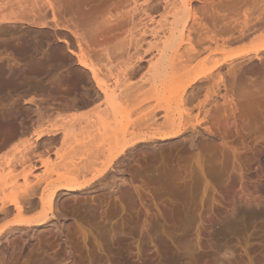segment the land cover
Listing matches in <instances>:
<instances>
[{
    "label": "rangeland",
    "instance_id": "1",
    "mask_svg": "<svg viewBox=\"0 0 264 264\" xmlns=\"http://www.w3.org/2000/svg\"><path fill=\"white\" fill-rule=\"evenodd\" d=\"M37 1L0 0V16L22 17L24 7ZM152 1L157 3L159 0H138L136 4L134 1L129 5L130 9L138 7V14L136 12L134 17L139 23V30L123 34V39L120 37L122 40L117 47L122 49L120 55L113 59V56L107 55L109 62L102 65L94 56L87 54L91 57V62L99 67V75L105 78L112 88L118 90V99L124 95L122 98L126 100L125 96L131 94V87L135 83L144 86L145 90L148 89L146 69L142 72L144 75L136 78H132L128 71L132 54L137 51L145 53L144 64L147 65L149 59L156 60L158 52L154 45L168 35L164 32L166 24L172 20L170 16L163 18L162 10H149L150 14H146L145 9H148V4ZM213 1L214 8L226 9L227 16L238 20L235 22V28L225 34L230 38L237 36L238 31L242 29L243 12L246 9H251L253 20L264 17V0ZM219 4L222 6L219 7ZM124 5L122 4V7ZM193 5L199 7L197 1H194ZM226 20L229 19H225V22ZM203 21L211 31L218 27L211 18ZM2 23L7 31L0 33L1 42L8 41L11 45L13 41L19 42L15 39L18 34L31 31L39 36L44 47L51 43L57 46L61 66L52 71L46 66L39 69H20L19 72L22 73L18 78L16 74L13 80H10L12 82L0 88V106L1 97L5 96L2 91L10 89V95H14L19 83L33 80V76L44 80H61L63 75L60 71L66 63L63 54L67 48L64 43L59 42L54 33L57 31L59 37H63V30L51 26V14L46 27L16 21L15 28L14 24L5 21ZM143 23H148L149 29H158L159 33L143 34ZM191 23L195 41L199 27L192 20ZM248 34L250 36L245 42L228 46L226 52L248 51L245 56L256 54L255 50L264 45V33L250 31ZM68 39L72 49L80 48L73 44V41H76L73 36H68ZM105 40L108 44H115L118 39ZM92 43L98 47L102 42L98 40ZM182 44L181 48L184 50V43ZM147 50L148 52H145ZM206 54L200 59H204ZM218 55L197 65L189 78L216 70L215 59L221 57ZM260 55L262 60L254 58L252 62H246L240 58L236 63L238 65L243 62L245 67L252 66L261 70L264 67V52H260ZM228 69L229 66L226 65L222 72L225 73ZM68 75L70 76L65 78L66 82L72 84L78 80L90 88L91 96H94L95 81L87 74V70L85 73L80 69H71ZM186 82V79L181 81ZM204 94L202 92L196 101L188 103V112L182 109L183 115L188 113L187 116H182L183 120L187 118L183 134L168 140L157 138L160 132L166 133L173 129L171 125L164 123L162 109L152 121V115H145L149 106L146 103L138 111L130 107L132 113L123 120L120 118L121 122H124L120 125L113 119L111 106L107 104L106 107L104 102L99 103L106 108V116H110L112 124L117 125V132H127V136L132 133L138 136L139 133L138 137L148 139L130 147L128 155L120 157L115 172L114 169L111 170L109 177L96 179L77 192L58 191L52 210L48 205V197L37 208L24 210L22 216L26 219H35L46 214L49 220L44 226H37L33 221L14 223L19 213L11 203L16 201L24 204L21 190L26 183L22 173L26 166L28 170L31 164L29 158L25 157L26 153L22 154L23 150L26 151L23 148L25 145L19 147L21 150L17 149L12 157L3 158L0 161L1 168L4 167V170L8 171L7 161L10 160L11 169L14 166L13 171H18L14 172L18 176V188L17 191L12 187L8 188V191L6 189V194L10 197L5 207L10 211L7 216H0V264H264V92L249 100L235 97L236 101H225L221 96L215 97L207 115L206 112L201 114L198 107L199 101L204 99ZM165 99L161 101L163 108L168 104ZM168 100L172 102L173 99ZM101 114L102 110L96 105L86 117L78 116L75 122L72 119L74 125L69 121L73 126L72 132L69 133L67 131L70 126L68 121L65 122L68 126L64 130V150L56 151L54 160L50 154L48 156L52 163L55 161L54 163L60 166L54 165L56 170L57 167L60 168L58 173L62 170L61 173L68 174L67 178L79 182H89L93 178V172H76L78 168L73 163L81 159L74 157L77 160L72 161L70 156L73 154V147H86V141L90 139L87 135L98 134V115ZM178 115L179 113H176L175 117ZM214 116L216 118H213ZM199 118L203 120L202 124L198 123ZM138 119L143 120L140 127L135 126ZM46 132H52V128L42 132V135ZM75 139L78 141L75 142ZM20 157L22 161L23 158L28 161L22 163L19 161ZM34 164L39 165L32 163L31 166ZM43 168L37 166L33 170L29 176L31 183L36 181L37 175L43 173ZM54 175L51 176L52 179L57 177ZM46 182L41 184L38 190L40 193L37 191L39 194L37 193L36 197L41 195ZM0 196L3 195L0 193Z\"/></svg>",
    "mask_w": 264,
    "mask_h": 264
},
{
    "label": "bare ground",
    "instance_id": "2",
    "mask_svg": "<svg viewBox=\"0 0 264 264\" xmlns=\"http://www.w3.org/2000/svg\"><path fill=\"white\" fill-rule=\"evenodd\" d=\"M134 1L136 4V1L138 0H39V2L37 1L24 7L22 17L0 16V33H6L7 28L5 24L2 23L4 21L8 24H14L15 28H17V23H15L16 21L24 22L25 24L31 26L46 27L48 26L47 20L49 14H51V26L55 29L59 28L60 30H63V33L61 32L63 37H59V33L57 31L54 32L59 42L64 43L69 51L73 55L77 56L80 66L92 73V77L98 89L96 99L98 98V100H101L97 103L93 100V103L102 110V114L98 115L100 124L98 134L95 136V133L90 134L94 137L87 135L90 139L86 141V147H81L80 149L75 147L79 151L73 147V154L71 153L72 155L70 156V158L72 157L73 159L72 161L81 159V161L77 160L73 163L75 167L78 168L76 172H93V178H91L89 182L73 181V179L70 180L67 178L68 174L66 175L65 172L61 173L62 170L58 173L57 170L60 166L56 165L57 163L55 164V161L52 163L48 156L47 158L43 156V158H40L41 164L44 167L43 173L37 175L36 181L31 183L29 176H31L33 170L37 168L35 164L31 166V162L28 166V170L26 169L27 166L26 168L23 167L26 169H24L22 173L26 186L23 190H21L23 193L24 204L16 201H9L12 202L11 204L15 206L19 213L18 217L14 220V223L20 224L26 221H33L37 226L47 225L49 219L46 214L40 215V217L38 216L35 219H26L22 216L24 210L37 208L40 204L44 203L45 198L47 197L49 198V208L52 210L54 197L58 191H65L68 193L77 192L83 190L90 184V182H93L96 179H105L109 177L111 170L114 169L115 172V167L118 165L117 161L120 160V157H126L128 155L130 147H133L145 140L147 141L148 137H138L140 135L139 133L138 136L134 135L135 133L127 136V132H117V125L112 124L113 122H111V118H109L110 116H106L107 111L106 108L102 106V102H104L106 107L107 104L111 106L114 116L112 117L113 119L115 118L116 123L120 125H123L124 123H122L121 120H123L126 116L128 117L129 114L132 113V109H130V107H133L134 111H138L139 109H142V105L146 103L149 105L148 109L151 107L149 112L148 109L146 110L147 113L145 114L152 115L150 120H155L154 118H156L157 113L162 109L164 112V123L171 125L173 129L166 133L158 132L159 134L157 138L160 140H168L183 134L185 129L184 122L187 118L183 120L182 116H187L188 113L185 112L186 114L183 115L182 113L184 112L182 109L186 110L188 103L196 101L202 92L205 93L204 99L199 101L198 107L200 113L202 112L205 114L206 112L205 115H207L209 106L212 104L215 97L221 96L225 101H228L229 99L234 101L235 97H237V99L244 98L249 100L250 98L258 96L260 93L264 92V67L260 70L252 66L245 67L243 62L242 64L238 63V65L236 63L237 59L240 58H242V60L245 59L246 62H252L254 58L262 60L260 52H264V45L256 49V54L254 55L245 56L248 51L226 52V49L232 44L245 42L250 36V34H248L250 31L253 33H264V17H260V19L255 18V20H253L250 11L251 9H246L243 12V23L241 22L243 24L242 29L238 31L239 34L237 36H232V38H230L229 36H225V34L235 28V22H238V20L227 16L228 14L226 13V9L221 10L217 8V10L214 8L213 0H175L174 2L171 0H159L157 3H153L152 1L148 4V9H145L147 12L146 14H150L149 10L157 12L162 10L161 15L163 18H168V16H170L172 20L166 24L167 32H164V30L162 31L165 34L168 33V35L165 36L164 39H159L161 43L159 42L154 45L158 52L157 57L155 58L156 60L151 61L149 59L147 62L148 64L145 65V53L137 51L135 54H132L131 63L128 69L132 78L141 76L144 73L143 71L146 69L145 74L148 77V89L145 90L144 86H141L139 83H135L131 87V94L129 96H125L126 100L122 98L124 95L118 99V90L112 88L108 84V81L99 75V67L91 62V57L87 55L84 49L96 48L97 46L92 42L98 40L99 42H102L98 47L104 49H116L119 47L120 41L124 38L121 37L123 34H128V32L133 33L134 31L139 30V23L134 17L136 12L138 14V7L135 6L134 8L131 7L132 9L129 8V5L131 6V3ZM194 1L199 3V7H194ZM122 4H125L124 7H122ZM221 6L222 4H219V7ZM140 8L141 6L139 9ZM210 9L213 10L210 11ZM210 18L214 25L218 26L216 30L214 29L211 31V28L203 21V19ZM225 19L229 20H226L225 22ZM191 20L199 27L198 38L195 41L191 32V28H193V26L190 27ZM151 21H153V18H151ZM147 24L148 23L142 24L144 28L143 34L151 33L157 35L159 33L156 28L149 29ZM188 30L189 32L187 33ZM68 36H73L76 39V43L81 50L80 53H77L71 48V42L69 41ZM38 37V35H34L30 31L26 34H18L15 39H18L19 42L13 41L11 45L8 41H0L1 89L8 82H12L10 80H13L16 74L18 78L22 73L19 72V70L22 68V70L29 67L39 69L46 66L48 70H51L52 65H55V67H53L54 69H58V67L61 66L57 46H54L53 43H51L48 47H44ZM120 37L122 39H120ZM106 38L118 40L115 44H108L105 40ZM182 43H184V50H182L183 47L181 48ZM145 52H148V50ZM205 53H207L205 58L200 59V57ZM217 54L221 57L215 59L216 70L208 74L206 73L204 75L189 78L190 74L196 69L197 65L203 64ZM116 55H120V53H112L111 56ZM226 65L229 66V69L224 73L222 70ZM32 78L38 81L42 80V78L38 76H33ZM185 79L187 82L181 83V81ZM118 82L119 81L117 80V83ZM2 93L5 94V96H10L11 90L5 89ZM101 98H103V101ZM168 98L171 100L173 99L172 102L169 101ZM163 99L168 102L165 108L161 105V101ZM88 102H86L87 105H90L91 102L89 104ZM99 103L102 104L100 105ZM186 111L188 112V110ZM176 113H179L177 117L181 116L182 118L175 117ZM77 118L78 115L73 114L69 121L71 122L73 119L75 122V119ZM213 118H216V116ZM83 119L85 120V118ZM201 120L199 118V124L201 123ZM69 121L68 125L70 126V129L67 131L68 133L72 132L71 126L74 125V122H71V125ZM142 121L138 119L135 126H142ZM64 128V130H66L67 127ZM75 128L76 126L74 129ZM42 132L43 131H36L35 134L39 138L42 136ZM65 133L66 132L64 131V134ZM74 134L75 133H73V137ZM77 141L78 140L75 142ZM26 143V145L22 144L25 145L23 148L27 149V146H29L31 149L30 145H28V143L32 144L31 141H27ZM17 149H19V147ZM25 152L23 150L22 154H25ZM25 157L28 158L27 155H25ZM23 159V161H28L26 158ZM9 161H7V166L9 167L8 171H5L4 167L1 168L0 165V193L3 195L2 197L0 196V202L2 203L0 216H7L10 211L9 208L5 207L6 201H8L10 197L6 194V189L8 191V188L12 187L15 191H17L16 189L18 188H16V185L18 184V182L16 183V181H18V176L16 175L17 173H14L18 171H13L14 166L11 169L12 166ZM19 161L24 163L21 157ZM22 165L25 166V164ZM54 165L59 166L57 167V170L54 168ZM53 175L57 177L52 179L53 177L51 178V176ZM44 182H46L47 185L45 184L46 186L44 187L43 192L41 191V195L36 197L41 184Z\"/></svg>",
    "mask_w": 264,
    "mask_h": 264
},
{
    "label": "flooded vegetation",
    "instance_id": "3",
    "mask_svg": "<svg viewBox=\"0 0 264 264\" xmlns=\"http://www.w3.org/2000/svg\"><path fill=\"white\" fill-rule=\"evenodd\" d=\"M73 44L77 46L76 41ZM77 53L80 48H73ZM122 49H104L100 47L84 49V51L94 56L102 65H106L109 59L106 54L120 53ZM66 63L60 73L63 75L61 80H27L20 82L14 95L2 96L0 106V150L11 147L20 141H31L27 146L31 152H49L63 143L65 137L64 125L65 117H69L71 111L76 112L85 110L84 105L92 104L96 99L97 87L92 97L90 88L80 81L66 82L65 78L70 76L71 69H80L86 73V69L79 65L77 56L73 55L68 48L64 54ZM115 56L112 57V59ZM106 64H105V62ZM55 65L51 67V71ZM87 74L92 78V74L87 70ZM85 103V104H84ZM61 121V122H60ZM53 125L52 132H46L41 137H37L35 132L39 127ZM47 131V130H42ZM64 135V136H63ZM32 145V146H31ZM31 158V157H30Z\"/></svg>",
    "mask_w": 264,
    "mask_h": 264
},
{
    "label": "crops",
    "instance_id": "4",
    "mask_svg": "<svg viewBox=\"0 0 264 264\" xmlns=\"http://www.w3.org/2000/svg\"><path fill=\"white\" fill-rule=\"evenodd\" d=\"M102 99V101H103V98H101ZM98 101H96V103H97ZM102 106H104V105H102ZM96 108V105L95 104H92V107H91V105H87L86 107H85V110H82V111H77V110H75L76 112H72L71 111V113H70V115H69V117L67 118V117H65V122L66 121H69V119H71V117L73 116V114H76V115H78V116H83V115H85L86 116V113L88 114V113H90L93 109H95ZM84 113V114H83ZM61 122V121H60ZM55 124L56 123H54V124H52V125H48V126H46V127H39V130L38 131H42V130H47V129H51V127L54 125L55 126ZM68 124V123H67ZM67 124H65L64 125V127H66V126H68ZM57 125V124H56ZM53 128V127H52ZM26 143V141H20V142H17V143H15L14 145H12L11 147H8V148H6V149H4V150H0V161L3 159V158H5V157H7V156H11V155H13L14 154V152H16V150H17V148L18 147H22V146H24V145H22V144H25ZM27 144V143H26ZM25 144V145H26ZM22 145V146H21ZM17 146V147H16ZM61 150H64L63 149V143L61 144V145H58L54 150H52V151H49V152H31L29 149H26V154L25 155H27L28 156V158L30 159L29 161L30 162H32V163H38L39 165H37L39 168H41L42 167V165H41V161H40V158L42 157L43 158V156L45 157V158H47V156H49V154H50V156H51V158L54 160V159H56V157H55V152L56 151H61ZM31 157V158H30Z\"/></svg>",
    "mask_w": 264,
    "mask_h": 264
}]
</instances>
